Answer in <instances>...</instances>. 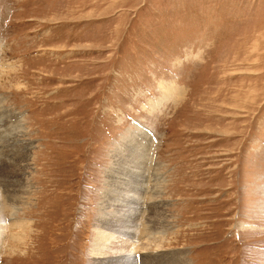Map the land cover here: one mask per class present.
Segmentation results:
<instances>
[{"label": "rangeland", "instance_id": "1", "mask_svg": "<svg viewBox=\"0 0 264 264\" xmlns=\"http://www.w3.org/2000/svg\"><path fill=\"white\" fill-rule=\"evenodd\" d=\"M0 114V264H264V0H0Z\"/></svg>", "mask_w": 264, "mask_h": 264}, {"label": "bare ground", "instance_id": "2", "mask_svg": "<svg viewBox=\"0 0 264 264\" xmlns=\"http://www.w3.org/2000/svg\"><path fill=\"white\" fill-rule=\"evenodd\" d=\"M7 111L4 112V114ZM4 114H0V125H1V121H3L4 119ZM14 116V115H13ZM12 118V117H11ZM9 120V119H8ZM10 124L9 121H6V125L4 128L0 127V146L1 147H6V149H8V158L12 161L13 159V163L15 162V156L17 153H15L16 151V144H22V142L20 140L17 139V137L15 138L14 136L16 135V123L11 126L7 124ZM29 141V140H28ZM31 143V142H30ZM29 143V144H30ZM151 143H152V139L150 138L148 141V146H147V151L145 153V158H147L148 155L152 156L151 154ZM23 147L26 149V144H23ZM135 150V149H134ZM135 154V151L134 153ZM152 159V158H151ZM24 162V161H22ZM16 163V162H15ZM14 165V164H13ZM21 166V164L19 165ZM17 167V166H16ZM14 168V167H13ZM15 169V168H14ZM135 171V170H134ZM1 180V179H0ZM3 181H5V179H3ZM14 181H20L19 179H17V177L14 178V176H10L8 181L5 183V190L3 189L2 192H9L10 196L8 198L9 201H12L11 203L9 202V204L13 207L14 211L18 210L19 206H17L14 202L16 201V203L19 204V200L18 197L16 195H19L20 193H16V191L18 192L19 188H15L14 186L16 185V183ZM1 184V183H0ZM20 185V183H19ZM19 187V186H18ZM135 222V221H134ZM137 222V221H136ZM12 223V224H11ZM10 223V228L11 226L14 228L16 226H18L21 230L23 229V226H26V223L22 220H16V221H12ZM152 226H156L158 225V220L154 221L152 220L151 222ZM135 227L138 226V222L135 223L134 225ZM157 227V226H156ZM3 225L0 228V245L3 242ZM135 239V238H134ZM117 242V239H114ZM142 248H145L144 245L142 243L139 244ZM130 246V245H129ZM137 246V245H136ZM135 248V246H133ZM1 248V247H0ZM137 248V247H136ZM156 256V255H155ZM152 264V263H151ZM154 264H159V263H154Z\"/></svg>", "mask_w": 264, "mask_h": 264}]
</instances>
